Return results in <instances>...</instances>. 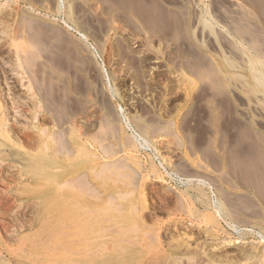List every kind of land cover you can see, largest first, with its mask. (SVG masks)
Segmentation results:
<instances>
[{
	"label": "rangeland",
	"instance_id": "rangeland-1",
	"mask_svg": "<svg viewBox=\"0 0 264 264\" xmlns=\"http://www.w3.org/2000/svg\"><path fill=\"white\" fill-rule=\"evenodd\" d=\"M0 72V264H264V0H0Z\"/></svg>",
	"mask_w": 264,
	"mask_h": 264
},
{
	"label": "bare ground",
	"instance_id": "bare-ground-1",
	"mask_svg": "<svg viewBox=\"0 0 264 264\" xmlns=\"http://www.w3.org/2000/svg\"><path fill=\"white\" fill-rule=\"evenodd\" d=\"M7 30V29H6ZM14 31V30H13ZM8 32V31H7ZM11 32V31H10ZM15 33V32H14ZM19 33V32H18ZM16 34H17V32H16ZM6 35V34H5ZM19 34H17V36H18ZM22 35V34H21ZM27 36V35H26ZM4 37V36H3ZM15 38V37H14ZM29 38V37H28ZM23 39V38H22ZM22 41V40H21ZM13 42V41H12ZM16 43V42H15ZM12 44V43H11ZM10 44V45H11ZM22 44H20V46H21ZM13 47H14V45H13ZM23 47V46H22ZM16 48V47H15ZM25 48V47H24ZM19 49H21V48H19ZM22 51H25V50H23V49H21ZM21 50H20V52H21ZM4 51V50H3ZM26 51H27V49H26ZM21 53H23V52H21ZM25 54L27 55V53L25 52ZM29 54V53H28ZM23 55H24V53H23ZM20 56H21V54H20ZM23 58V57H22ZM17 59H18V57H17ZM19 60V59H18ZM22 61V60H21ZM24 67V66H23ZM16 70V69H15ZM26 69L24 68V71H25ZM17 71V70H16ZM21 72V74L22 73H24L23 71H20ZM1 73V72H0ZM15 75V74H14ZM28 75H26V79H28V77H27ZM16 77V76H15ZM21 77V84L23 85V83H22V79L24 78L23 76H20ZM16 79V78H15ZM26 79H23L24 81L26 80ZM2 80V79H1ZM27 81V80H26ZM29 81V80H28ZM20 82V81H19ZM24 83H26V82H24ZM10 85V84H9ZM20 86V85H19ZM1 87V86H0ZM27 87H28V90L29 89H31V87L32 86H29L28 84H27ZM14 88V87H13ZM19 88V87H18ZM22 89H23V87H22ZM9 90V89H8ZM27 90V89H26ZM7 91V90H6ZM30 92H31V90H29ZM15 92V91H14ZM26 92V91H25ZM28 92V91H27ZM34 92V91H33ZM33 92H31V95H33ZM1 93H2V90H1ZM18 93V92H17ZM12 94H13V92H12ZM34 94H36L35 92H34ZM38 94V93H37ZM8 94H6V96H7ZM9 95H11V94H9ZM8 95V96H9ZM17 95V94H16ZM5 96V92H4V97L3 98H1V95H0V137L1 138H3V139H5L6 141H8L9 143H10V145L12 146V145H14L15 143L12 141L13 139H12V134H14V132H16V129L14 128V126H13V123H11L12 121H11V119H13L12 117H14L13 115V109L14 108H16L17 106H18V104H21V103H24V102H22V100H20V98L21 97H19V95H18V97H6ZM12 96V95H11ZM28 96H29V94H28ZM9 98V99H8ZM29 98H32V97H29ZM43 99V96L40 94V96L38 95V96H35L34 97V99H26L27 101H26V107L28 108V109H30L31 108V110L32 111H30V110H24V112H23V114H25V112H26V115H29V114H31L30 116H31V119L32 120H36V123H38V124H42L45 120H47V118H46V116H45V113H44V111L46 112V111H48L47 110V106H45V103H44V99ZM24 101V100H23ZM47 105V104H46ZM16 111V110H15ZM21 112V111H20ZM14 113H16V112H14ZM19 114H21V113H19ZM40 114V115H39ZM17 116V115H16ZM44 116V117H43ZM19 117V116H18ZM17 117V118H18ZM23 117H24V115H23ZM27 117V116H26ZM40 117V118H39ZM21 119H23V118H21ZM30 119V120H31ZM41 121H40V120ZM31 120V121H32ZM14 121L16 122L17 120L16 119H14ZM20 121V120H19ZM23 121V120H22ZM27 122H29L28 120H26ZM18 122V121H17ZM44 125V124H43ZM34 127H37V124L36 125H34ZM29 128V127H28ZM30 129V128H29ZM23 130H25V129H23ZM23 132V131H22ZM15 135V134H14ZM21 135V134H20ZM24 137H23V141L24 142H26V144H29V146H31V147H35V146H37V147H39V148H42V145L43 144H45L46 142L45 141H49V140H51L50 139V134H49V132H48V134H45V131H42L40 134H38L37 136H36V138L34 139H32L31 137L30 138H28V139H26L25 137L27 136V132H26V130L24 131V134H22ZM15 137V136H14ZM20 137V136H19ZM22 139V138H21ZM19 141H20V139H19ZM51 143V142H50ZM47 145H49V144H47ZM0 146H3V144H1L0 143ZM43 147H45V146H43ZM46 147H48V146H46ZM51 147V146H50ZM50 147H49V149H50ZM52 148V147H51ZM46 148H44L43 149V151H45L46 152V150H45ZM48 149V148H47ZM48 151H50V150H48ZM53 151V150H52ZM19 152V151H18ZM22 152H24V150H22ZM55 152V151H54ZM53 152V153H54ZM70 152V151H69ZM28 153V152H27ZM26 153V154H27ZM61 153V152H60ZM25 154V153H24ZM23 154V155H24ZM40 154H42L43 155V152L41 151V153ZM21 155V154H20ZM41 155V156H42ZM50 155V154H49ZM45 156V155H44ZM32 157V156H31ZM48 157V156H47ZM59 157V156H58ZM74 157H75V155H74ZM18 158V157H17ZM35 158V157H34ZM49 158V157H48ZM50 158L52 159V157H51V155H50ZM49 158V159H50ZM54 158V157H53ZM56 158V161L58 162L59 160L57 159V157H55ZM31 159H33V158H31ZM50 159V160H51ZM263 159V158H262ZM35 160H36V158H35ZM247 160V159H246ZM29 161H30V159H29ZM46 161L48 162V160L46 159ZM75 161H76V158H75ZM250 161H252V160H250ZM250 161H248V162H246L245 163V166L247 167V169L248 170H250L252 173H255V171L256 170H254L255 168H256V166L258 167V171H257V176H262V177H264V175H263V171H262V169L260 170L259 169V166L258 165H256L255 163V165L252 163V162H250ZM46 162V164H48ZM51 162H55V160H53V161H51ZM51 162H50V165H51ZM57 162L55 163V164H57ZM52 163V164H53ZM74 163V162H73ZM260 163H262V162H260ZM54 164V165H55ZM49 165V164H48ZM48 165H47V167H48ZM260 165V164H259ZM74 166H75V163H74ZM49 167H51V166H49ZM263 166H261V168H262ZM74 168H76V167H74ZM257 169V168H256ZM249 171V172H250ZM35 173V172H34Z\"/></svg>",
	"mask_w": 264,
	"mask_h": 264
}]
</instances>
